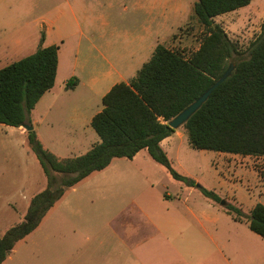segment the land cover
Listing matches in <instances>:
<instances>
[{
	"label": "rangeland",
	"instance_id": "rangeland-1",
	"mask_svg": "<svg viewBox=\"0 0 264 264\" xmlns=\"http://www.w3.org/2000/svg\"><path fill=\"white\" fill-rule=\"evenodd\" d=\"M136 1L15 0L10 17L0 18L5 23L0 51L15 39H20L24 47L0 65L57 40L55 45L61 44L63 53L68 54L66 61L79 51L78 58L86 65L81 64L76 73L87 82L91 66L98 72L107 68L98 52L109 51V47L120 53L128 48L135 51V45H126L144 26L154 32L157 23L161 29L157 44L185 56L198 47L202 28L192 7L176 0L167 19H156V10L142 14ZM250 3L249 8L240 9L264 12V0ZM263 19L244 11L239 13L234 28L226 24V19L217 21L229 38L245 49L260 33ZM95 27L96 47L89 50L88 35ZM42 33L49 35L41 39ZM71 69L64 64L57 85ZM76 79L75 75L68 89ZM81 90L80 84L73 91L67 90L60 104L79 96ZM60 104L47 112L48 102H39L26 114L27 124H35L33 130L40 144L55 156L80 155L99 138L90 125L91 133L70 127L69 114L73 113L67 114ZM21 130L26 131L24 127ZM26 141V134L17 128L0 124V235L22 220L30 198L46 186V177ZM161 148L174 170L192 180V185L173 178L145 150L131 159L115 157L103 170L67 188L40 224L15 243L7 255L10 258L2 264H264V238L251 231L245 221L233 220L225 207L239 203L247 212L255 203H264V156L230 153L224 157L214 150L194 148L182 125ZM203 190L213 191L219 200L214 202ZM185 205L217 219L214 225H208V235L196 233L198 229L191 226L193 218L184 214ZM179 216L187 219L178 227L181 234L172 224ZM160 220L166 221L161 233L152 225ZM215 230L218 233L214 237Z\"/></svg>",
	"mask_w": 264,
	"mask_h": 264
},
{
	"label": "trees",
	"instance_id": "trees-1",
	"mask_svg": "<svg viewBox=\"0 0 264 264\" xmlns=\"http://www.w3.org/2000/svg\"><path fill=\"white\" fill-rule=\"evenodd\" d=\"M250 0H196L193 16L202 28L198 47L187 56L157 44L150 56L127 82L113 84L102 96V108L90 125L99 140L84 153L57 157L40 144L33 129L26 142L46 177V186L29 200L20 222L0 236V264L15 243L31 233L43 215L91 173L103 170L115 157L131 159L139 150L165 167L177 180L193 181L172 167L160 141L174 131L169 120L197 99L229 68V74L182 124L189 144L240 155L264 156V19L260 33L241 49L214 17L248 5ZM44 34H41L43 39ZM58 45L38 47L34 52L0 68V123L19 127L26 114L53 84ZM73 78L66 82L71 86ZM214 202L219 198L203 190ZM236 221L264 238V204L247 212L226 205Z\"/></svg>",
	"mask_w": 264,
	"mask_h": 264
},
{
	"label": "crops",
	"instance_id": "crops-1",
	"mask_svg": "<svg viewBox=\"0 0 264 264\" xmlns=\"http://www.w3.org/2000/svg\"><path fill=\"white\" fill-rule=\"evenodd\" d=\"M14 1L15 0H0V18L10 17V14L14 12L12 9V7L14 6ZM175 1L176 0H137L136 6L138 9L141 10L142 14H153L154 13L153 11L156 10L157 12L154 14V15H156V19H158L160 16L166 17L165 19H167L169 17V13L174 8V2ZM180 1L183 3V5H185V6L189 5V8H191V7L193 8L194 0H180ZM250 4L251 3L249 2V4L246 5L247 8H249ZM240 8H242V7H240ZM240 8L215 16L214 17L215 22L217 21V19L223 18V19H226V21H227L226 24L228 26H230V28H234L235 24L237 23L236 19H237L239 13L240 12L243 13L244 11L245 12L252 11V14H255L258 17L263 16V18H264V15H262V14H264V12L262 10H259L257 8H255V9L251 8L249 10H241ZM158 11H160V12H158ZM218 22L219 21H217V23ZM166 23H167V21L165 20L163 22V24H166ZM159 24L160 23H157L158 26L154 32H153L152 28L149 30L148 27L144 26L142 31L140 32V34L137 35L136 38L132 39V43L130 45H126V46L135 45L134 46L135 51H133V48H128L123 53H120V51H118L117 49L109 47L108 48L109 51L106 50L104 52H102V51L98 52L97 55L102 60H104L106 62L107 68L103 71L100 70V72H98L96 70L95 66H91L90 72H89L90 78H88L87 82H84V80H82L78 76L79 74L76 73L77 72L76 68H78V67L80 68L81 64L83 66L86 65L84 61L81 62L80 59L78 58V54H79L78 52L79 51H76L73 54L72 58L71 59L69 58L66 61L65 56L66 55L68 56V54L63 53V49L61 48V44H60V46L58 47V50H57V69H56L54 84L49 90L45 91L42 94V96L36 102L34 107L39 102H40V104H42V103L44 104V103L48 102V107H47L48 110L46 108V111L48 112L52 108L53 105H55L57 103L58 104L61 103V101L59 102V99L62 98L64 96V94H66L68 92L67 90L73 91L80 84V86H82V90L77 94L79 96H77L75 98H71L68 102L64 99L65 102H63V104H60L59 106L62 110L66 109L67 112L66 111L65 112L67 114L69 111H72L73 114H69L70 127L71 126L73 128L78 127L83 132L91 133L90 129H89L90 121H91L92 116L96 112L101 110V108H102V96L110 89V87L113 84L120 82V81H124V82L129 81L136 74L137 70L141 67V65L150 58L155 46L157 45L156 36L161 31V29L159 30ZM218 24H220V23H218ZM4 28H5V23L0 19V34L4 32V30H3ZM164 28H166V27H164ZM97 29H98V27H95L94 29H92V31L88 35V42L90 43V45L87 49H89V50H93L96 47V45L94 44V40L96 37L95 31ZM44 35L46 37H48L49 33H47V34L44 33ZM102 37H104V34H102ZM134 41H135V43H134ZM23 44L24 43L20 39H15L11 45H7L4 49H2L0 51V62L2 63V61L5 58H7V56H9V55L15 56L17 53H20L22 48L24 47ZM51 44H57V40L56 41L51 40L46 45L48 46ZM17 59H19V58H17ZM12 61H14V60H10L8 63H10ZM8 63H4V64L0 65V68L7 65ZM65 63H67L68 65H71L72 69L70 71H68V73L66 75H64V73H62V75H64V76H62V82L60 83V85H57V77H58L59 71L61 70V68L64 66ZM75 75L77 77V79H76L77 83L74 84V86L71 89H68L66 87V82L68 80L67 78L68 77L75 78ZM76 80H75V82H76ZM73 82L74 81H72V83ZM100 101H101V104H100ZM27 123H28V120L26 119L25 124H27ZM0 124H2V123H0ZM2 125H5V124H2ZM27 125H30V124H27ZM5 126H9V125H5ZM11 127L17 128L20 131V133H22V134H26L27 130L26 131L21 130L22 126H19V127L11 126ZM33 127H35V124L32 125V129H33ZM168 140H169V136L162 139L160 141V146H162V144L164 142H168ZM94 141L97 142L96 138L94 139ZM141 150H145L147 152L146 149H141ZM141 150H139L135 155H137ZM217 152H219V151H217ZM220 154H222L223 156L224 155H227V156L230 155V153H226V152H220ZM232 155H235V154H232ZM246 156H249V155H246ZM165 195L169 196L170 194L166 193ZM237 205L242 208V205H240L239 203ZM253 206H251L250 208H252ZM250 208H248V210ZM185 213L187 215L188 214L191 215V217L193 218V221L191 220L192 221L191 226L194 228L196 227L195 229H198V231L196 233L199 234V236L202 235L203 233L205 235H208V229H207L208 225L209 224L214 225L217 221L216 218L210 216L204 210L199 209L198 212H195L191 208H188L187 205H185L184 214ZM186 220L187 219H185V216H179L178 218H175L173 221L172 220L171 221L173 222L172 223L173 226H175L174 228H178V227H181L182 225L184 226ZM165 222H166L165 220L152 222L154 230L156 232H159V233L163 232L165 229V226H166ZM190 230H192V229H190ZM175 231H178L177 232L178 234L182 233L179 230V228L176 229ZM215 231H216L215 234H213L214 237L218 233L217 230H215ZM7 257H9V256H7Z\"/></svg>",
	"mask_w": 264,
	"mask_h": 264
},
{
	"label": "water",
	"instance_id": "water-1",
	"mask_svg": "<svg viewBox=\"0 0 264 264\" xmlns=\"http://www.w3.org/2000/svg\"><path fill=\"white\" fill-rule=\"evenodd\" d=\"M230 69L228 68L223 75H221L214 83H212L197 99L191 102L188 106H186L182 111H180L177 115H175L172 119L169 120L168 124L171 128L176 129L180 125H182L207 99L210 92L224 80V78L229 74ZM26 130H31L32 126L27 124H22ZM222 204L224 201L221 202Z\"/></svg>",
	"mask_w": 264,
	"mask_h": 264
}]
</instances>
